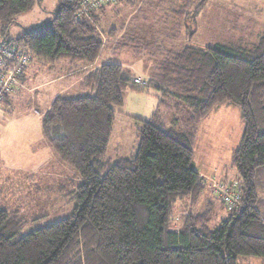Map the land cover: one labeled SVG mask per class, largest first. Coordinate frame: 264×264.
Wrapping results in <instances>:
<instances>
[{
    "label": "trees",
    "instance_id": "1",
    "mask_svg": "<svg viewBox=\"0 0 264 264\" xmlns=\"http://www.w3.org/2000/svg\"><path fill=\"white\" fill-rule=\"evenodd\" d=\"M43 1L0 0V73L9 71L5 64L10 58L18 61L27 55L16 71L19 83L0 95V106L9 105L10 96L23 88L30 64L51 69L63 60L78 66L77 74H66L82 76L80 86L90 93L55 98L42 113L41 130L81 184L68 217L28 232H23V217L0 205V264L264 260V200L256 184L257 174L264 169V32L249 46L185 44L178 50L159 49L151 78L141 87L132 71L116 60L86 72L99 58L104 37L111 38V18L109 27L99 32L103 10L125 0H57L58 8L47 21L33 28L18 22L20 15L40 8ZM206 1L184 0L166 17L177 20L176 27H185L191 36ZM13 26L22 31L14 38L10 36ZM139 44L143 45L124 35L120 45ZM143 47L149 51L147 45ZM151 90L158 92L159 105L150 118H138L136 152L110 160L107 152L113 126L126 93ZM222 103L235 105L241 112L242 136L231 161L241 198L229 209L213 192L226 212L224 218L212 225L210 209L215 203L208 201L209 211H190L174 228L176 202L188 198L189 208L194 207L204 192V178L194 166L195 143L200 125ZM162 107L173 109L168 128Z\"/></svg>",
    "mask_w": 264,
    "mask_h": 264
},
{
    "label": "rangeland",
    "instance_id": "2",
    "mask_svg": "<svg viewBox=\"0 0 264 264\" xmlns=\"http://www.w3.org/2000/svg\"><path fill=\"white\" fill-rule=\"evenodd\" d=\"M135 1L136 5L130 4L128 0L118 1L107 10H103L99 32L103 33V30L109 27L107 21L111 18V38L104 37V57L96 66L100 67L105 62L116 60L132 71L134 81L141 87L145 85L138 83L137 80L147 82L151 78L149 75L160 56L159 49L178 50L185 44L202 47L217 43L249 46L256 43L264 32V0H207L198 17L196 32L191 36L190 30L176 27L177 20L166 17L171 13V9H177L184 0ZM159 2L163 4L161 7ZM57 8V0H44L40 8L20 15L18 22L26 28H33L47 21L52 11ZM45 10L49 12L46 14ZM27 18L31 19L29 24ZM125 23L129 25V29L123 28L127 27ZM21 32L19 26H13L10 36L14 38ZM124 35L135 38L143 45H120L123 43ZM116 42L118 45H115ZM146 45L149 51L143 47ZM107 46L111 47V51ZM18 64V61L10 58V62L5 65L11 71ZM73 66L69 61L62 60L49 70H44V65L40 67L49 74L44 79L38 78L42 83L58 78L54 80L55 82L43 85L39 92L40 99L45 100L43 103L40 104L37 100L36 104L32 105V102H28L29 98L26 95L28 92L24 90L25 95H22L19 99L21 102L15 107L11 104L6 105L5 102L0 106V159L7 163L8 168H0V205L23 217L26 222L23 232L68 217L77 203L76 192L81 179L77 173L75 174L74 169L60 161L41 130L42 113L50 107L55 98H76L90 93L79 86L77 75L64 76L68 72L77 74L78 66ZM157 94L155 90L126 93L125 104L118 109L113 126L107 152L110 160L126 158L136 152L139 145L138 124L141 123L138 118L148 119L156 111L159 105ZM162 108L168 128L174 118L173 109ZM211 114L212 117L210 116L208 121L204 120L199 127L195 143L194 161L198 164L196 169L213 177L215 170L221 172L228 167L227 178H224L227 180H217L215 184L224 182L228 185H237L236 170L231 161L242 136L241 112L235 105L222 103ZM16 126L18 127L15 129ZM39 158L43 160L41 166ZM256 184L264 200L263 169L257 174ZM205 198L201 196L196 206L190 208L188 198L178 200L173 207L171 226L176 228L181 225V218L190 211L192 214L209 211L210 204ZM217 202L215 207L212 206L210 209L212 225L226 216L221 202ZM262 204L261 210L264 213V203ZM239 264H264V260L242 257Z\"/></svg>",
    "mask_w": 264,
    "mask_h": 264
},
{
    "label": "crops",
    "instance_id": "3",
    "mask_svg": "<svg viewBox=\"0 0 264 264\" xmlns=\"http://www.w3.org/2000/svg\"><path fill=\"white\" fill-rule=\"evenodd\" d=\"M30 18H27V24H29V22H30ZM107 41H105V43H106ZM107 47H109V49H110V51H111V47L110 46H107ZM104 48L105 47H103V49H102V51H101V54H100V56H99V58L96 60V62H95V64H93V65H90L89 67H88V69H87V71H93V69L95 68V67H97L96 66V64L100 61V59L102 58V57H104L103 56V52H104ZM111 55V54H110ZM109 57V56H108ZM105 59V58H104ZM42 68V67H41ZM40 68V66L36 63V65L35 64H33L29 69H28V71H27V73H26V75H25V81H24V87L21 89V90H18L13 96H10V99H9V103L13 106V107H15V105L16 104H19L20 102H21V100L19 101V99H21L22 98V95H25V92H24V90L25 91H27L28 93H26V95L28 96V98H29V100H28V102H32V105H35L36 104V102H37V100H39V102H40V104L41 103H43L45 100H42V99H40V94H39V92L41 91V89H42V87H43V85H45V84H49V83H51V82H53L54 80H56V79H58V78H54V79H52V80H50V81H45L44 83H42V81H40L41 79H44V78H46V76H48L49 74H47L44 70H49V68H47L46 67V69H41ZM39 71V72H38ZM86 71V72H87ZM64 76H68L67 74H65ZM138 76H140V77H142L141 75H138ZM61 77H63V76H61ZM40 80H39V79ZM78 78H82V76H80V77H78ZM142 78H145V79H148L147 77H142ZM38 79V80H37ZM55 82V81H54ZM78 82H79V86H80V79L78 80ZM30 111H31V109H30ZM35 111V110H34ZM35 113H36V111H35ZM37 113H39L38 111H37ZM212 115L213 114H211L210 116L212 117ZM210 116L207 118V119H210ZM206 119V121H208ZM206 121H205V123H206ZM23 124V123H22ZM18 126H16L15 127V129L17 128ZM14 129H12V131H13ZM210 153V152H209ZM210 155H211V153H210ZM195 157V156H194ZM1 160V164H0V168L1 167H4L5 169H8L7 168V163L3 160V159H0ZM205 160H206V158L204 159V162H205ZM208 160H209V158H208ZM38 161L40 162V166H41V164H42V162H43V160H42V158H39L38 159ZM200 162H202V160H200ZM196 161H194V166H195V168H196ZM38 165V164H37ZM198 165V164H197ZM229 168L227 167L226 169H224L223 171H221V172H219V170H215V176H213V177H211V176H209L208 174H206V173H204L203 171H199L198 169H196L200 174H201V176L204 178V181H205V189H204V192H203V194L201 195L202 197H206L205 199H207L208 201H211V202H213V203H216L217 201L213 198L214 197V194H213V185L215 184V182L217 181V180H221V179H223V180H227V179H224V178H227V175H226V171L228 170ZM264 170V169H263ZM232 172V171H231ZM220 178V179H219ZM216 185V184H215ZM214 185V186H215ZM204 199V200H205ZM218 203V202H217Z\"/></svg>",
    "mask_w": 264,
    "mask_h": 264
},
{
    "label": "built area",
    "instance_id": "4",
    "mask_svg": "<svg viewBox=\"0 0 264 264\" xmlns=\"http://www.w3.org/2000/svg\"><path fill=\"white\" fill-rule=\"evenodd\" d=\"M26 60H27V55L23 54V56L19 58L18 60L19 64L16 66L15 69L0 74V82L2 83L3 86L0 89V95L4 91L11 90L16 84L19 83V81L16 79L17 77L16 71L26 62ZM137 82L140 84L146 83L141 79H138ZM213 192L226 204V206H228L229 209L237 205L239 199L241 198V194L238 189V184L228 185L224 182H220L214 187Z\"/></svg>",
    "mask_w": 264,
    "mask_h": 264
},
{
    "label": "clouds",
    "instance_id": "5",
    "mask_svg": "<svg viewBox=\"0 0 264 264\" xmlns=\"http://www.w3.org/2000/svg\"><path fill=\"white\" fill-rule=\"evenodd\" d=\"M145 84H146V83H145ZM145 84H144V85H145ZM142 85H143V84H142ZM215 186H216V185H215ZM215 186H214V187H215Z\"/></svg>",
    "mask_w": 264,
    "mask_h": 264
}]
</instances>
